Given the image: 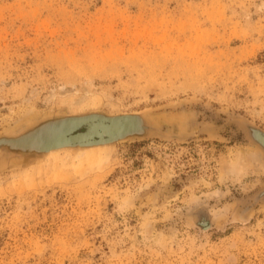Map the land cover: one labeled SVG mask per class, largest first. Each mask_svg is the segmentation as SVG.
Listing matches in <instances>:
<instances>
[{
  "label": "rangeland",
  "instance_id": "1",
  "mask_svg": "<svg viewBox=\"0 0 264 264\" xmlns=\"http://www.w3.org/2000/svg\"><path fill=\"white\" fill-rule=\"evenodd\" d=\"M90 112L146 132L0 147V264H264V0H0V137Z\"/></svg>",
  "mask_w": 264,
  "mask_h": 264
},
{
  "label": "water",
  "instance_id": "2",
  "mask_svg": "<svg viewBox=\"0 0 264 264\" xmlns=\"http://www.w3.org/2000/svg\"><path fill=\"white\" fill-rule=\"evenodd\" d=\"M246 130L253 142L264 151V131L252 124ZM146 132L144 118L138 113L108 115L90 112L37 122L14 136H1L0 147L13 151L48 152L58 147H88L140 137ZM56 137V139H55ZM264 197V188L257 193ZM207 226V222L202 224Z\"/></svg>",
  "mask_w": 264,
  "mask_h": 264
},
{
  "label": "bare ground",
  "instance_id": "3",
  "mask_svg": "<svg viewBox=\"0 0 264 264\" xmlns=\"http://www.w3.org/2000/svg\"><path fill=\"white\" fill-rule=\"evenodd\" d=\"M88 150H94V149H88ZM253 154H254L253 155L254 159H257V156L255 155L254 151H253ZM250 164H251V162L249 160L245 159L244 156H239L236 159V161L234 162L233 166H231L230 169L235 171V173L240 176V175H242L243 173H245L247 171V169L250 166Z\"/></svg>",
  "mask_w": 264,
  "mask_h": 264
}]
</instances>
